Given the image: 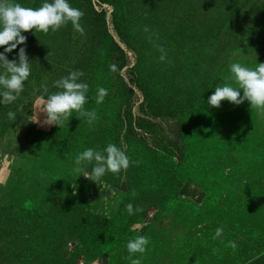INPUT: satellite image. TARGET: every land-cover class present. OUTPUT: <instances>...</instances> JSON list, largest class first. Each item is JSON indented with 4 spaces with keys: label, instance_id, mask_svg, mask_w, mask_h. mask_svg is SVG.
<instances>
[{
    "label": "rangeland",
    "instance_id": "obj_1",
    "mask_svg": "<svg viewBox=\"0 0 264 264\" xmlns=\"http://www.w3.org/2000/svg\"><path fill=\"white\" fill-rule=\"evenodd\" d=\"M68 2L84 13V35L70 23L30 30L6 54L18 61L25 47L31 74L16 101L0 104V264H131L126 246L138 235L150 238L132 257L141 264H246L264 254V113L247 101L207 104L217 86L238 87L230 62L264 63V4ZM72 70L89 85L94 124L76 112L62 128L30 122L44 86L55 93ZM101 87L108 95L97 105ZM110 143L138 163L98 185L77 177L75 157ZM129 203L141 211L129 215Z\"/></svg>",
    "mask_w": 264,
    "mask_h": 264
},
{
    "label": "clouds",
    "instance_id": "obj_2",
    "mask_svg": "<svg viewBox=\"0 0 264 264\" xmlns=\"http://www.w3.org/2000/svg\"><path fill=\"white\" fill-rule=\"evenodd\" d=\"M83 15L84 13L72 7L68 0H51V2L44 0L39 8H26L20 3H15L14 0H0V47L4 49L0 52V104L8 105L16 101L24 91V82L31 74L30 60L25 47L19 48L18 61L9 60L6 55L12 53L18 45L26 43L27 37L23 33L30 30H34V35L35 32L54 33L70 23L74 31L84 35L85 31L80 23ZM145 31L148 29L145 28ZM154 47L161 53L160 61H166V50L157 43H154ZM110 69L117 71L116 65H111ZM229 69L231 73L229 79L238 87L234 88L228 83L217 86L214 93L208 97L207 104L219 108L222 101H228L236 106L247 101L250 108L264 113V63H258L252 69L238 62H230ZM83 75L81 70H72L67 76L54 81L53 87L58 89L55 93L49 94L47 86H44L43 91L47 98H41L42 103L33 111L30 122L62 128L73 116V112H76L78 119L86 118L89 125L94 124L98 119L96 111L94 109L88 111L84 107L88 103L89 85L81 81ZM107 95L106 89L98 88L96 104H101ZM40 113L45 114L43 121L39 119ZM7 115L10 120L16 118L15 112L9 111ZM134 163L138 162L130 161L121 148L110 143L103 150L88 148L78 154L74 160L73 172L78 174L77 177L83 175L98 185L106 174L119 175ZM89 165L92 166L91 171H88ZM72 188L75 195L77 185L72 183ZM111 194L115 196V190ZM126 209L129 215L141 211L139 208L134 209L131 203L126 205ZM222 232V227L217 228L216 236L219 237ZM149 243L150 238L145 235H138L127 242L131 264H141L140 259H132V257L145 253ZM232 247H235L234 243Z\"/></svg>",
    "mask_w": 264,
    "mask_h": 264
},
{
    "label": "crops",
    "instance_id": "obj_3",
    "mask_svg": "<svg viewBox=\"0 0 264 264\" xmlns=\"http://www.w3.org/2000/svg\"><path fill=\"white\" fill-rule=\"evenodd\" d=\"M258 1L264 4V0H258ZM246 264H264V254L259 255L258 257H256L255 259L251 260Z\"/></svg>",
    "mask_w": 264,
    "mask_h": 264
}]
</instances>
